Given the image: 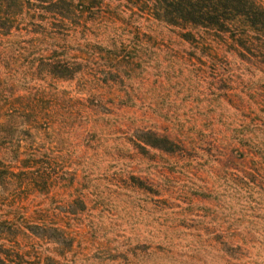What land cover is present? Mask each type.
I'll list each match as a JSON object with an SVG mask.
<instances>
[{
  "label": "trees",
  "instance_id": "obj_1",
  "mask_svg": "<svg viewBox=\"0 0 264 264\" xmlns=\"http://www.w3.org/2000/svg\"><path fill=\"white\" fill-rule=\"evenodd\" d=\"M184 76L207 131L164 107ZM203 158L220 183L174 191ZM259 259L264 0H0V264Z\"/></svg>",
  "mask_w": 264,
  "mask_h": 264
},
{
  "label": "rangeland",
  "instance_id": "obj_2",
  "mask_svg": "<svg viewBox=\"0 0 264 264\" xmlns=\"http://www.w3.org/2000/svg\"><path fill=\"white\" fill-rule=\"evenodd\" d=\"M117 4V3H115ZM114 4V5H115ZM160 31H168L166 29L161 28ZM210 80H205L203 83H198L197 80L191 76H184L179 78L176 81V85L173 86V89L171 91L172 97H174L175 104L171 105V107L164 106L165 108H170L172 112H174L179 117V122L184 125L183 130L187 131H198L201 129L202 131H207L205 124H203L202 121H200L201 117L205 113H209L211 109V106H209L208 103L205 102L206 99H212L211 97H208L204 89L207 87V85L210 83ZM205 92V93H204ZM158 162L157 166H154V163H149L146 161H136L134 165L137 163V167L141 171H150L154 174V171L162 172L161 166H165V164L170 162H164L166 161L165 157L162 160H160V157H157L155 160ZM206 161L205 158L202 160H196L195 163H189V162H182L180 166L182 167L181 174L176 173V171H171V176H169V184L174 187V191L179 190L178 192H186L187 196H189L190 189H195V187H199L203 185V182H208L211 185H214L216 183H220V181L216 182L215 178L207 171V166H210L211 163H208V165H203ZM197 162V163H196ZM163 163H165L163 165ZM203 165L202 167L199 165ZM158 167V169H157ZM168 169V168H167ZM103 173V172H102ZM148 173V172H145ZM157 175V174H156ZM161 177V176H159ZM103 178V176H102ZM103 185V182H102ZM103 190V189H102ZM181 200H184L181 198ZM186 201V200H184ZM200 206V205H199ZM181 207L183 209H188V205L182 204ZM108 209H112L111 206H109ZM121 223V222H118ZM130 223V221H129ZM190 233L189 231H186L184 234ZM183 239L187 242L191 241V238L185 235ZM160 264H172L168 263L166 261L159 262ZM258 263L261 264V259L258 260ZM180 264H184L183 262ZM188 264V263H187Z\"/></svg>",
  "mask_w": 264,
  "mask_h": 264
}]
</instances>
